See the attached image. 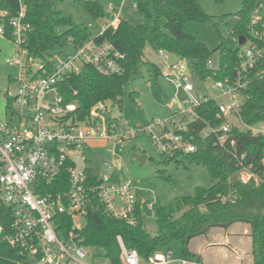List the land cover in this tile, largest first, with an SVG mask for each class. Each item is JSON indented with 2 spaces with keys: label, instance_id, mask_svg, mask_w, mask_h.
Listing matches in <instances>:
<instances>
[{
  "label": "built area",
  "instance_id": "2783aa9c",
  "mask_svg": "<svg viewBox=\"0 0 264 264\" xmlns=\"http://www.w3.org/2000/svg\"><path fill=\"white\" fill-rule=\"evenodd\" d=\"M108 7L112 17L100 20L96 33L66 54L55 56L52 62L27 55L24 44L31 25L25 20L23 6L8 21L15 54L7 61L19 65V74L15 78L17 93L13 96L15 120L0 121V206H9L12 214L9 233L4 239L19 249L28 264H113L93 248L70 239L73 230L82 226L80 221L86 214L89 192H97L107 212L129 225L136 224L145 212L154 214V203L139 198L130 179H113L111 173L103 172L97 174L96 183H90L86 175L90 160L86 150L92 139L105 142L106 151L111 155L101 163L112 169L116 148L121 150L124 143L138 133L146 135L163 156L193 152L196 135L212 137L221 147L228 143L231 154L237 158L238 179L242 183L252 181L264 191V170L253 171L252 163L244 162L245 153L237 155L235 139L230 135L235 128L264 137V120L254 117L245 121L240 115L248 99L245 88L253 78H264V1L253 11L247 25L248 34L238 47L236 74L232 78L211 79L213 94L195 93L187 63L173 60L169 53L159 50L157 53L165 65L159 72L174 83L175 96L170 104L174 109L167 117L152 118L134 128L111 116L107 101H100L89 109L88 124L73 123L69 114L77 106L74 102L64 104L57 91V84L79 73L84 64L103 75L123 72L124 54L111 42L96 40L107 27H116L120 21L121 6L115 8L109 3ZM5 14L0 11L1 16ZM88 26L92 28L91 23ZM0 35H6L2 23ZM238 38L233 39L236 46ZM206 65L212 69L218 67L210 58ZM181 93L185 95L183 100L177 98ZM209 100L217 105L215 118L221 120L217 125L203 119L197 111ZM197 123L202 124L199 129L195 128ZM262 153L264 163V148ZM91 165L96 171V166L92 162ZM61 170L67 172V189L43 193ZM57 214L71 217L72 229L67 240L56 233ZM3 230L0 223V232ZM117 240L120 247L117 264H204L197 257L175 256L171 249H158L142 258L136 249L125 247L119 236Z\"/></svg>",
  "mask_w": 264,
  "mask_h": 264
},
{
  "label": "trees",
  "instance_id": "16d2710c",
  "mask_svg": "<svg viewBox=\"0 0 264 264\" xmlns=\"http://www.w3.org/2000/svg\"><path fill=\"white\" fill-rule=\"evenodd\" d=\"M63 0H0V23L9 34L8 21L17 14L20 7L25 10V20L31 29L26 37L24 47L27 55L43 61L52 62L57 55H64L70 48L94 33L88 24L75 23L62 13L57 5ZM145 23L133 24L121 16L116 27H107L96 37L97 41L107 40L124 54L123 72L121 74L103 75L90 65L84 64L77 74L57 84V91L62 102H74L76 110L69 114L73 123H89V109L100 101H111L121 108L122 89L131 77L135 76L144 61V49L148 46L154 52L162 50L176 59L184 60L188 68L199 80L206 78L222 80L232 78L239 66L238 47L233 41L238 36L248 34L247 25L251 15L264 0H243L241 8L230 15L226 26L227 35L220 39L215 49L210 50L199 41L195 32L188 29L189 22H205L210 16L204 12L197 0H130ZM76 6L90 19L106 20L112 17L98 0H73ZM150 22V23H148ZM218 53V67L208 68L207 60ZM190 60H196L191 64ZM155 71L158 68L154 65ZM248 99L244 102L240 115L245 121L256 117L264 120V78H253L244 90ZM8 93L7 96L8 97ZM12 106V105H11ZM10 101L7 110L11 108ZM216 102L209 100L197 108L198 113L212 124H219L215 118ZM65 118H68L66 116ZM122 120L121 116L114 117ZM202 126L196 124V129ZM230 135L235 139L236 153H245L244 162L252 163L253 171H263L262 162L264 137L254 136L248 131L233 128ZM196 149L189 153H176L163 156V161L186 159L205 167L210 184L196 187L189 195L175 197L167 205H154L156 229L153 234L144 227V218L149 212L139 216L138 222L129 225L112 217L100 201L97 192H89L90 201L86 207L84 224L74 229L71 240L77 244L93 248L99 255L111 263H119L120 247L117 236L130 249H136L140 257L158 249H171V242L179 240L180 256L194 257L189 249L190 240L205 234L212 227L226 228L232 223H246L250 227V254L253 264H264V191L252 181L242 183L237 177V158L231 154L228 143L221 147L212 137L202 138L196 135ZM90 162V163H89ZM86 175L90 183L97 182V172L89 160ZM67 189V172L61 170L53 184L42 192H57ZM12 219L11 208L0 206V264H28L16 247L4 239L9 233ZM72 221L67 214L55 216L57 235L67 240Z\"/></svg>",
  "mask_w": 264,
  "mask_h": 264
},
{
  "label": "rangeland",
  "instance_id": "374dc122",
  "mask_svg": "<svg viewBox=\"0 0 264 264\" xmlns=\"http://www.w3.org/2000/svg\"><path fill=\"white\" fill-rule=\"evenodd\" d=\"M98 1L106 11H110L109 3L115 8L121 6V16L133 24L146 22L142 15L136 11L130 0ZM242 1L197 0L204 12L210 16V19L200 23L189 22L187 27L196 33L199 41L203 42L210 50H213L220 39L226 37V23L230 15L241 8ZM57 8L75 23H91L92 32H97L100 26L99 22L90 19L87 14L76 6L73 0H63L57 5ZM13 46L14 44L10 38L0 35V121L15 120L12 117L13 96L16 95L18 89V82L15 78L19 74V65L7 61L15 54ZM143 59L148 63L140 65L138 73L131 77L122 89L120 110L111 101L106 102L111 116H121L130 128H134L137 125H145L152 118L167 117L174 109L170 105L171 99L175 96L174 83L162 76L160 72L157 73L153 65H151L154 64L158 70L165 69L160 55L146 46ZM172 59L175 60L176 57H172ZM210 59L216 65L218 63V53L214 52ZM188 74L196 86L195 93L201 91L214 93V90L210 87L212 83L210 78L200 82L190 69ZM5 92L8 93V97L4 96ZM177 98L183 100L185 95L181 93ZM9 101L10 106H12L7 110ZM88 143L93 148L89 153L87 151V154L91 156L89 159L91 160L92 158L93 163H96L98 175L103 172H109L113 179H130L136 187L138 197L146 198L153 202L154 205H167L175 197L192 194L196 187H206L210 184L209 175L204 166L197 163H189L184 158H179L177 162L163 161L153 143L142 133H138L126 141L121 150L116 148L115 167L112 169H107L101 163L103 158L107 159L111 155V152L106 151L105 142L99 139H92ZM109 147L112 149V146ZM139 154L145 155L144 161L136 159L135 155ZM80 224L83 225L84 220H81ZM144 227L151 234L155 232L156 224L153 215L147 214L145 216ZM249 228L246 223L235 222L229 230L242 232L243 229ZM213 230L219 229L214 228ZM246 238L242 237L239 239L243 248L246 245ZM170 246L175 256L180 255L179 240H173Z\"/></svg>",
  "mask_w": 264,
  "mask_h": 264
},
{
  "label": "crops",
  "instance_id": "0c3cea01",
  "mask_svg": "<svg viewBox=\"0 0 264 264\" xmlns=\"http://www.w3.org/2000/svg\"><path fill=\"white\" fill-rule=\"evenodd\" d=\"M107 12L110 13V11ZM92 148L93 146L89 143L86 154ZM87 156L88 158L91 157L88 154ZM93 164L95 165L96 163L94 162ZM234 224L232 223L226 228L212 227L205 234L192 238L188 244L190 253L194 257L201 259L204 264H253L250 254V228L243 229L242 232L230 231L229 229ZM214 228H218L219 230L214 231ZM242 237H247L244 248L241 246V242H239V239Z\"/></svg>",
  "mask_w": 264,
  "mask_h": 264
},
{
  "label": "water",
  "instance_id": "95a60500",
  "mask_svg": "<svg viewBox=\"0 0 264 264\" xmlns=\"http://www.w3.org/2000/svg\"><path fill=\"white\" fill-rule=\"evenodd\" d=\"M245 41V36H239L238 38V44L237 47H239L240 45H242ZM191 64L196 63V60H190ZM50 95H53V92H50ZM4 96H7V92L4 93ZM136 159H138L139 161H144L145 160V155L143 154H139V155H135Z\"/></svg>",
  "mask_w": 264,
  "mask_h": 264
}]
</instances>
